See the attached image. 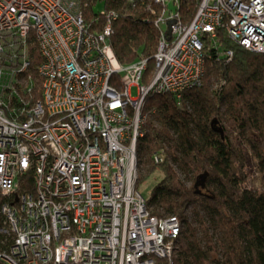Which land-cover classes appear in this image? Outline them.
<instances>
[{
  "label": "built area",
  "instance_id": "1",
  "mask_svg": "<svg viewBox=\"0 0 264 264\" xmlns=\"http://www.w3.org/2000/svg\"><path fill=\"white\" fill-rule=\"evenodd\" d=\"M182 3L146 7L159 33L149 71L115 57L113 9L95 32L81 0H0V193L16 197L1 206L0 232L14 235L1 264L172 263L182 224L154 217L136 188L145 100L181 101L208 59L230 62L221 34L264 54V0H200L191 20ZM31 170L35 192L20 194Z\"/></svg>",
  "mask_w": 264,
  "mask_h": 264
},
{
  "label": "trees",
  "instance_id": "2",
  "mask_svg": "<svg viewBox=\"0 0 264 264\" xmlns=\"http://www.w3.org/2000/svg\"><path fill=\"white\" fill-rule=\"evenodd\" d=\"M199 1L183 0L185 20L192 19ZM81 2L85 22L95 32L104 27L95 11L98 5L118 13L110 45L120 64L144 58L149 71L154 68L159 33L146 7L158 10L155 0H139L135 7L127 0ZM221 37L222 50L234 52L230 62L213 56L201 87L184 92L181 101L150 95L142 109L136 188L150 175L162 173L147 203L154 217L181 221L171 264H264V54ZM249 155L260 190L245 185ZM206 173L205 188L196 189L199 176ZM19 181L20 194H34L32 170ZM4 203L16 205V197L0 193V230L7 227ZM13 241V234L0 232V251H8Z\"/></svg>",
  "mask_w": 264,
  "mask_h": 264
},
{
  "label": "rangeland",
  "instance_id": "3",
  "mask_svg": "<svg viewBox=\"0 0 264 264\" xmlns=\"http://www.w3.org/2000/svg\"><path fill=\"white\" fill-rule=\"evenodd\" d=\"M173 7V5H172ZM105 9L103 4L101 3L100 5H98L95 8L96 13L101 12V10ZM131 95L132 97H136L137 96V90L135 88H133L131 90ZM247 180H246V187H249L251 189H257L260 190L262 189L261 184H260V176L257 173L256 170V164L255 161L253 159L252 156L249 155L248 161H247ZM162 173L157 171L156 173L150 175L149 177H147L144 182L140 185L139 187V192H141V194L148 199L152 192L154 187L160 182L162 181Z\"/></svg>",
  "mask_w": 264,
  "mask_h": 264
},
{
  "label": "water",
  "instance_id": "4",
  "mask_svg": "<svg viewBox=\"0 0 264 264\" xmlns=\"http://www.w3.org/2000/svg\"><path fill=\"white\" fill-rule=\"evenodd\" d=\"M172 23H173V21H171L169 25L171 26ZM168 34L169 35L171 34L170 30L168 31ZM207 176H208L207 173L199 176V179H198V181L196 182V185H195L196 189L205 188L206 182H207V179H208Z\"/></svg>",
  "mask_w": 264,
  "mask_h": 264
},
{
  "label": "bare ground",
  "instance_id": "5",
  "mask_svg": "<svg viewBox=\"0 0 264 264\" xmlns=\"http://www.w3.org/2000/svg\"><path fill=\"white\" fill-rule=\"evenodd\" d=\"M180 220V219H179ZM180 223H181V221H180Z\"/></svg>",
  "mask_w": 264,
  "mask_h": 264
}]
</instances>
